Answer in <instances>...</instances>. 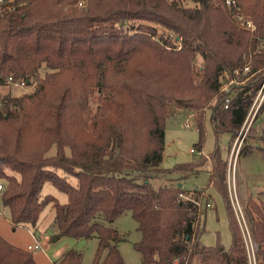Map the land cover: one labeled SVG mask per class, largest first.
Masks as SVG:
<instances>
[{
  "label": "trees",
  "instance_id": "16d2710c",
  "mask_svg": "<svg viewBox=\"0 0 264 264\" xmlns=\"http://www.w3.org/2000/svg\"><path fill=\"white\" fill-rule=\"evenodd\" d=\"M80 1L4 0L0 8L1 200L14 228L35 226L52 204L60 237L97 235L92 264H127L119 247L124 237L104 220L113 223L130 210L142 233L134 247L143 264H251L220 148L210 156V184L227 204L228 249L202 243L199 191L180 183L198 174L206 158L168 169L162 163L166 118L180 109L193 112L201 132L207 109L218 136L234 138L244 125L257 88L237 87L228 108L222 95L212 101L226 70L247 62L253 72L264 68L258 39H264V0H236L254 32L239 26L225 0H195L194 7L177 0ZM10 77L35 87L3 94ZM253 150L241 147L238 157ZM165 177L167 183L153 186ZM48 182L68 195L67 203L42 196ZM245 213L257 264H264V201L250 199ZM0 264L38 263L32 250L0 234ZM52 264H83V254L69 248Z\"/></svg>",
  "mask_w": 264,
  "mask_h": 264
},
{
  "label": "rangeland",
  "instance_id": "374dc122",
  "mask_svg": "<svg viewBox=\"0 0 264 264\" xmlns=\"http://www.w3.org/2000/svg\"><path fill=\"white\" fill-rule=\"evenodd\" d=\"M3 1L4 0H0V8ZM177 1L186 7L196 6L195 0ZM157 28L159 34H167V31L162 26H158ZM258 39L260 44H264L263 38L259 37ZM201 62L202 58L198 57L196 59V65H200ZM44 72L45 70L42 69V74H44ZM254 73V76L250 77L247 83L243 85L246 88H257V93L254 96L249 112L259 96L260 88L264 80V68L258 69ZM243 78L246 77L244 76ZM34 87L35 85L26 87L11 85L2 88V93L4 94L10 91L13 96H18L32 91ZM220 95L221 94H217L212 102H216L220 98ZM262 97L263 94L260 98ZM259 110L255 116V112L253 111L242 134L239 136L242 130L241 128L234 138H231V135L226 132L219 136L215 133L214 124L211 120V109H207L205 112L203 132L198 129L197 120L193 112L188 109H180L175 114L166 118L165 151L162 167L167 169L173 168L180 163H191L193 161H198L200 158H206L201 171H199L197 175H190L181 180L184 189L194 190L193 188L197 187L204 190L213 200L214 206L206 210L201 220V227L205 228L201 241L205 245H221L228 249L232 244V232L230 229V218L226 201L216 186L213 183L210 184L211 174L214 169V164L210 160V156L215 152L217 147L220 148L222 157L225 158L228 163L230 203L237 226L243 236L244 231L247 236H249L247 228L250 226V220L245 213L247 202L250 199H261L264 201V150H262L264 147V140L261 138L264 132V110L261 112ZM188 120L191 124L190 128L186 127V122ZM248 127L249 129L247 130ZM247 146L254 147V149L257 147V150H253L248 155L238 157L237 153L240 148ZM192 149H195L196 152L192 153ZM55 151V148H53L50 153L54 154ZM58 173L62 176H66L62 169H59ZM67 177L72 185H78V179L76 177L69 175ZM167 180L168 177L163 179L155 178L153 180V186L158 188L167 183ZM4 183L5 180L0 179V184L4 185ZM1 194L2 192L0 191V208L3 213V215H0V234L8 242L28 250L29 245L36 243V241L40 239L42 248L32 250L38 264H52L55 259L69 248H74L82 252L83 264L93 263L99 246L97 235L90 238L79 239L66 236L60 237L56 229L55 209L52 204H48L45 207L35 226L32 224H24L14 228L11 220V213L9 209L2 204ZM48 194L54 195L62 204L68 202V195L60 191L50 182L46 183L42 190V196ZM104 223L118 229L120 234L124 237L119 247L126 263L143 264L141 253L134 247V244L141 239L142 233L138 229V222L132 217L131 211L126 210L113 223L106 220H104ZM56 235H58L59 238L52 241ZM246 243L248 252L251 254V264H257L255 254L258 250V245L253 240L251 241L249 237Z\"/></svg>",
  "mask_w": 264,
  "mask_h": 264
},
{
  "label": "built area",
  "instance_id": "2783aa9c",
  "mask_svg": "<svg viewBox=\"0 0 264 264\" xmlns=\"http://www.w3.org/2000/svg\"><path fill=\"white\" fill-rule=\"evenodd\" d=\"M225 3L230 8H233V9L236 8L232 11V13H233L235 20L237 21V23L239 24V26L241 28H243L244 30H247L249 32H254L256 30L257 26H256L255 22L251 18L247 17L245 14L241 13L237 9V7H236L237 1L236 0H225ZM79 5L84 6L85 1L84 0L80 1ZM254 74L255 73L252 71V67H251L250 62H247L243 67H238V68H235L233 70H226L223 73L222 84L220 87V93L223 96V101H224L226 108H228V106H229V103L231 101V98L234 94L235 89L237 87H241L244 84H246L247 81L249 80V78L254 76ZM244 76L246 78H243ZM8 83L13 85V86H17V87H26L27 86L25 81L13 80L12 77L9 78ZM262 94H263V97L260 98L262 96ZM263 101H264V80H263L261 88H260L259 96H258L257 100L255 101L251 111L248 113L247 119H246L244 125L242 126V130L239 133V136L242 134V131L245 129V126L247 125V122H248L249 118L251 117L253 111L255 112L254 113V116H255L256 113L258 112V110L260 109ZM186 127L187 128L191 127L189 120L186 122ZM248 129H249V127L247 128V130ZM238 139H239V137H238ZM191 152L195 153L196 150L192 149ZM237 156H238V153H237ZM193 189L199 191V195L195 199L194 202H195V204L198 208V211L201 215L207 209L212 208L214 206V203H213V200L209 197L208 194H206V192L204 190H201L197 187H194ZM3 190H4V185L0 184V191L2 192ZM181 196H184V195L181 194ZM0 215H2L1 208H0ZM247 233L249 236H247L246 232L244 231V237H245L246 241L248 240V237L251 239L248 228H247ZM41 248H42V244H41L40 239L37 240L36 243L31 244L28 247V249H30V250H38ZM174 264H177V262H175Z\"/></svg>",
  "mask_w": 264,
  "mask_h": 264
},
{
  "label": "water",
  "instance_id": "95a60500",
  "mask_svg": "<svg viewBox=\"0 0 264 264\" xmlns=\"http://www.w3.org/2000/svg\"><path fill=\"white\" fill-rule=\"evenodd\" d=\"M58 238H59V236L56 235V236L52 239V241H55V240H57Z\"/></svg>",
  "mask_w": 264,
  "mask_h": 264
},
{
  "label": "crops",
  "instance_id": "0c3cea01",
  "mask_svg": "<svg viewBox=\"0 0 264 264\" xmlns=\"http://www.w3.org/2000/svg\"><path fill=\"white\" fill-rule=\"evenodd\" d=\"M259 147V146H258ZM256 149H254V150H257V147H255ZM197 175V174H196ZM181 183V182H180ZM182 184V183H181ZM2 210V209H1ZM10 211V210H9ZM2 215H3V213H2ZM53 263V262H52Z\"/></svg>",
  "mask_w": 264,
  "mask_h": 264
}]
</instances>
